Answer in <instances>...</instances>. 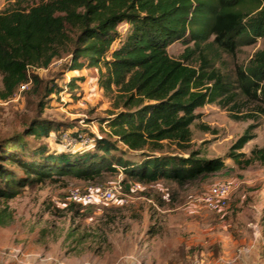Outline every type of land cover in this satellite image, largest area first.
Wrapping results in <instances>:
<instances>
[{"label":"trees","instance_id":"obj_1","mask_svg":"<svg viewBox=\"0 0 264 264\" xmlns=\"http://www.w3.org/2000/svg\"><path fill=\"white\" fill-rule=\"evenodd\" d=\"M123 23L127 29L121 34L118 26ZM259 38H264V0H43L30 6L17 0L7 4L0 10V100L13 98L28 81L26 92L40 88L45 98L67 89L76 97L83 77L64 79L62 85L52 80L42 85L36 72L68 56L64 71L96 68L97 85L113 99V106L99 120L108 128L106 136L36 119L21 132L1 137L0 200L7 203L24 189L46 182L68 177L95 180L119 168L128 182L124 189H130V183L162 179L183 185L220 172L224 168L220 159L200 157L190 145L191 126L199 118L196 109L236 96L234 85L213 67L207 50L215 47L233 54L239 45ZM176 41L185 45L178 58L168 53ZM195 53L198 65L190 61ZM237 83L242 92L264 101V47L239 70ZM64 132L89 141L84 146L68 144L60 138ZM29 137L50 139L53 144ZM252 137L242 135L234 147L241 148ZM252 152L264 160V147ZM12 220V210L2 205L0 226Z\"/></svg>","mask_w":264,"mask_h":264},{"label":"rangeland","instance_id":"obj_2","mask_svg":"<svg viewBox=\"0 0 264 264\" xmlns=\"http://www.w3.org/2000/svg\"><path fill=\"white\" fill-rule=\"evenodd\" d=\"M13 1L17 0H0V10ZM20 1L30 6L43 0ZM126 29L125 23L118 26L121 34ZM263 47L264 38H259L239 45L233 54L215 47L207 50L213 67L234 85L236 96L196 109L199 118L191 126L190 145L200 157L220 159L223 170L183 185L162 179L124 189L129 196L125 203L117 197L72 206L67 199L70 188L84 190L119 179L128 183L119 171L95 180L68 177L24 189L7 203L0 200V208L7 204L13 215L9 225L0 226V264H264V160L252 152L264 147V101L242 92L237 83L239 70ZM184 49L176 41L168 53L178 58ZM67 59L36 72L42 85L83 77L77 96L64 89L44 98L39 88L0 100V138L21 132L36 119L106 136L108 128L99 120L112 109L113 99L98 87L96 68L65 72L62 65ZM190 61L198 65V54ZM244 134L253 137L237 149L234 145ZM232 152L241 154L239 161ZM221 182H229L232 192L228 206L214 213L199 198ZM70 230L71 236L64 240Z\"/></svg>","mask_w":264,"mask_h":264},{"label":"built area","instance_id":"obj_3","mask_svg":"<svg viewBox=\"0 0 264 264\" xmlns=\"http://www.w3.org/2000/svg\"><path fill=\"white\" fill-rule=\"evenodd\" d=\"M31 84V81L22 83L15 94L19 96L22 92L26 91ZM99 136V133L92 132ZM61 139L68 144L83 145L88 142L79 141L76 137L71 136L69 133L64 132ZM119 177H122V169L119 168ZM139 186V183H130V190H134ZM124 185L121 180H117L109 185L94 184L88 186L84 190L70 188L68 190V201L76 205H86L95 201H113L117 197L121 202L128 201L129 196L124 193ZM232 192V186L229 182H221L211 185L199 198L209 211L219 213L228 206L229 198Z\"/></svg>","mask_w":264,"mask_h":264},{"label":"crops","instance_id":"obj_4","mask_svg":"<svg viewBox=\"0 0 264 264\" xmlns=\"http://www.w3.org/2000/svg\"><path fill=\"white\" fill-rule=\"evenodd\" d=\"M203 263V262H202ZM202 263H200V264H202Z\"/></svg>","mask_w":264,"mask_h":264}]
</instances>
